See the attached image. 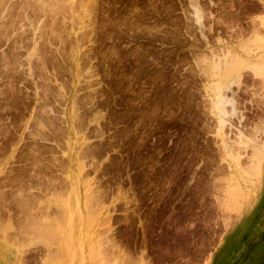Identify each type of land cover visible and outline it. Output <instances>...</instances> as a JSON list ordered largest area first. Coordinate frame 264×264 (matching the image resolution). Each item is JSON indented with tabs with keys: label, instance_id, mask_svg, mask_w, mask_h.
<instances>
[{
	"label": "rangeland",
	"instance_id": "1",
	"mask_svg": "<svg viewBox=\"0 0 264 264\" xmlns=\"http://www.w3.org/2000/svg\"><path fill=\"white\" fill-rule=\"evenodd\" d=\"M263 156L264 0H0L16 264H264Z\"/></svg>",
	"mask_w": 264,
	"mask_h": 264
},
{
	"label": "crops",
	"instance_id": "2",
	"mask_svg": "<svg viewBox=\"0 0 264 264\" xmlns=\"http://www.w3.org/2000/svg\"><path fill=\"white\" fill-rule=\"evenodd\" d=\"M0 264H16V258L0 249Z\"/></svg>",
	"mask_w": 264,
	"mask_h": 264
},
{
	"label": "bare ground",
	"instance_id": "3",
	"mask_svg": "<svg viewBox=\"0 0 264 264\" xmlns=\"http://www.w3.org/2000/svg\"><path fill=\"white\" fill-rule=\"evenodd\" d=\"M264 157V156H263ZM88 220H89V218H88ZM91 222H92V220H91ZM60 230V229H59ZM75 241V240H74Z\"/></svg>",
	"mask_w": 264,
	"mask_h": 264
}]
</instances>
